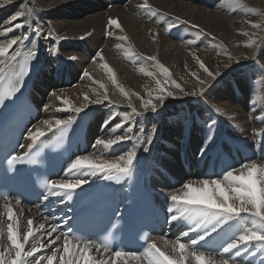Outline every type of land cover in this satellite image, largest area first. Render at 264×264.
Instances as JSON below:
<instances>
[{
    "label": "bare ground",
    "instance_id": "bare-ground-1",
    "mask_svg": "<svg viewBox=\"0 0 264 264\" xmlns=\"http://www.w3.org/2000/svg\"><path fill=\"white\" fill-rule=\"evenodd\" d=\"M145 2L151 6V12L139 7ZM0 5H3L0 7V43L24 34L30 36L37 28L43 33L38 38L35 58L25 68V76L32 79L33 98L39 106V114L27 127L22 145L29 146L33 142L26 137L29 131L35 134L36 127L44 133L49 130L42 123L45 120L51 122L52 129L56 119L68 120L81 112L89 113L92 121L86 134V148L74 155L52 180L62 181L69 179L66 172L73 160L85 155L93 161L98 156L115 160L134 143L130 140L111 149L93 148L98 138L113 139L123 135L129 127L134 136H140L143 127L142 135L146 137L155 127L151 144L148 145L146 139L142 142L133 164L138 158L146 161L145 181L167 213L165 227L152 234L150 239L166 255L179 257L181 252H173L172 243L177 242L190 225L184 218L169 223L168 209L170 203H174L170 201V195L188 181L222 178L229 168L239 169L245 163L264 164V135H261L264 125L250 122L255 115L257 119L261 118L257 115L262 113L260 104L264 110V0H121L112 3L106 0H12L9 4L0 0ZM17 11L24 15L10 24L11 16ZM110 19H116L120 27L109 25ZM173 21L175 26L169 31L168 25ZM15 23H22L24 27L5 32ZM256 23L260 27L259 34H254ZM48 33L51 38L46 39ZM230 45L241 50L239 58L236 50L229 49ZM98 52L100 56H97ZM197 59L213 73H219V78L212 81L199 67ZM13 64L15 68L17 63ZM158 65L168 69L170 78L165 77ZM0 68L4 69L5 77L13 71L8 64L0 65ZM84 72L88 73L87 77ZM200 80H204L205 85H201ZM157 81L161 82L159 87ZM172 81L186 92L199 94L202 87L206 92L202 96H184ZM168 91L173 93L172 97L166 95ZM53 92L56 96L51 95ZM85 94L90 100L96 99L97 94L101 99L107 95L108 100L102 104H89L76 113L73 109L85 103ZM160 95H164L162 102L156 100ZM245 95L249 97V104L255 102L251 111L244 107ZM145 100L155 104L157 110L152 112L149 106L145 111L142 107ZM45 105H48L47 110ZM132 108L144 115L133 114ZM117 124L123 127L113 133ZM182 162L186 166H182ZM89 167L83 165L85 171ZM102 176L104 174L82 176L85 183L74 190L70 200L54 197L59 200L54 203L51 216L44 215L36 206L11 201L0 202V213L5 212L4 205L8 203L23 226L21 235L32 220L34 236L48 244L59 232L49 237L39 229V224H45L50 230L52 223H58L57 218L70 210L72 202ZM62 206L67 207L64 213L60 212ZM8 222L6 214L0 215V228L3 229L0 250L9 246ZM244 227H252L245 217L226 222L195 247H188L189 255L184 264H205V260L195 261L191 257L193 251H203L206 259H220L215 251ZM41 232H44L42 236ZM198 234L191 233L178 242L188 245ZM34 242L30 237L25 248ZM52 248V244L48 247L38 245L39 252L45 255H50ZM74 248L75 244H70L69 251L64 253L63 238L55 242L58 257L70 259ZM252 251L256 255L244 253L236 260L243 264H264V251L259 250V245ZM102 255L113 264H141L129 257H115V251ZM96 256L97 251L90 250L80 264H87L89 257ZM53 264H59V261L54 260ZM143 264H147V260Z\"/></svg>",
    "mask_w": 264,
    "mask_h": 264
},
{
    "label": "snow or ice",
    "instance_id": "snow-or-ice-1",
    "mask_svg": "<svg viewBox=\"0 0 264 264\" xmlns=\"http://www.w3.org/2000/svg\"><path fill=\"white\" fill-rule=\"evenodd\" d=\"M5 4L12 3V0H4ZM3 7V5H0ZM142 9H147L152 11L151 6L145 2L139 5ZM154 14V13H153ZM24 15L23 12L17 11L10 18L9 23L17 21L20 17ZM109 25H115L120 27L116 19H110L108 21ZM186 23V22H182ZM175 26V22H170L168 25V30L170 31L172 27ZM258 25H254L257 27ZM24 27L22 23H15L14 27L5 29V32L15 31ZM43 35L40 28L35 29V38L32 39V47L26 51H22L25 41L28 38L27 34L22 36H17L12 39H7L5 42L0 43V65L8 64L9 67L13 68L16 62L19 64L20 71L15 74V83L12 85L16 91L22 85L24 76L26 75V65L35 58V46L37 39ZM51 38V33L45 37ZM189 43H193L189 41ZM14 46H17L14 48ZM11 50V51H10ZM101 54L98 52L97 56ZM194 55V54H193ZM19 58V59H18ZM73 59L75 57H72ZM150 59L155 60V57H150ZM199 67L207 74L212 81L215 80L219 73H213L204 63L200 62ZM160 70L164 73L166 78H170L168 74V69L158 65ZM107 68V65H105ZM3 68H0V83H3L6 77L3 75ZM110 71V69H109ZM149 76L152 73H147ZM85 77L88 76L87 72H84ZM195 75V74H193ZM201 85H205L204 80H200ZM161 82L157 81L158 87ZM175 88L183 92L184 96H202L206 90L201 88L200 93L196 92H186L179 84L172 81ZM211 84L208 85V88ZM103 88V85H100ZM163 92V88H160ZM51 95L56 96L53 92ZM168 97H172L173 93L168 91L166 93ZM59 98V97H58ZM5 99H12V95L7 97L0 94V106H3ZM107 95L100 98L97 94L96 99H89L88 95H84L85 103L81 104L80 107H75L73 110L76 113L81 112L83 109L88 107L89 104H102L107 101ZM158 102L164 100V95L156 97ZM67 104V99L64 100ZM151 106L152 112H155L156 105L151 104L150 100H145L142 107L147 111ZM48 109V105H45V110ZM132 113L138 116H143L144 113H137L135 108L131 109ZM44 125L48 126L49 131H51V122L45 120L42 122ZM73 123V118L69 117L68 120L56 119L55 125L57 130H61V126L66 131L68 127ZM214 123V121L212 122ZM122 124H117L112 132L115 133L117 129L122 128ZM211 127V124L209 125ZM132 127L125 129L123 135H117L113 139H103L98 138L93 145V148L98 146H103L104 149H111L113 146L118 144L127 143L133 140V146L125 154L120 155L118 159L106 160L100 159L99 156L95 161L91 160L89 156H81L73 160L66 172L69 176L68 180L62 181H52L46 180L42 187L45 189L44 199L49 197H61L70 200L74 190L79 188L85 180L82 178L84 175L95 176L97 174H104V178L109 181H114L120 183L125 181L126 178L129 179L132 176V166L138 148L143 146V141L146 139L148 145L151 144L153 137L155 135V127H153L152 132L144 137V128L140 129V136H134ZM45 133L36 127L35 134L29 131L27 139L35 142L39 137H43ZM264 135V133H261ZM210 138V137H209ZM207 146V141L205 142V147ZM23 147V145H21ZM29 148L32 147L30 144ZM147 151L148 147H144ZM203 151V149H202ZM27 154L24 155H12L7 158V163L9 165L18 164H34L35 160L26 159ZM83 165H90L87 171L83 169ZM238 173V174H237ZM5 201H8L10 197L5 195L2 197ZM169 206V223L180 218L187 219L189 221L190 227L181 233V237L177 238V242L172 243L173 252L179 250L181 255L179 257L166 255L165 252L160 251L155 243L148 244L147 249L144 252H131V251H115V257H129L130 260L140 261L143 264L144 260H147V264H184L186 257L189 255L187 252L188 247H195L199 241L204 240L206 237L211 235L212 232H216L220 229L226 222L233 220L236 217H245L249 220L252 227H244L238 232L233 238H231L227 243H225L218 251L221 257L220 259H215L212 257L205 258V253L201 252H191L190 255L195 261L205 260V264H243V262H238L236 260L237 256L247 253L248 255H256L252 250L259 245V250L264 251V164H257L255 162L245 163L240 166L239 169L229 168L222 175V178H207L198 181H188L185 182L181 189L170 195ZM19 199L16 200V204H20ZM5 212L0 213V215L6 214L8 217L7 225V241L9 246L3 250H0V264H53L54 260H58L59 264H80V261L84 259L85 255L89 253L90 250H96L97 256L95 258L89 257L87 264H113L111 259H105L102 255L103 253L110 252V245L107 240L97 241L89 240L72 234L70 231L64 232L60 231V225L58 223H52L50 230L46 229L45 224H39V229L44 230L49 237H52L53 233L59 232L53 239L49 240L48 244H52L53 248L50 255H45L39 252L38 245L40 247H48V244H44L40 239L34 236V222L32 220L28 221L26 230L23 231L21 235L22 225L18 223L17 219L14 217L13 208L5 203ZM174 212H178L180 215L177 216ZM44 232H41L42 236ZM199 233L196 238L190 240V244L178 242L182 237L190 236L191 233ZM3 233V229L0 228V234ZM32 237L35 241L31 243L30 247L25 248V244L29 242V238ZM71 237V239H69ZM63 238V252L67 253L69 251L70 244H75L74 253L69 259L68 257H58L57 250H55V242ZM251 249V250H250ZM13 253L15 255V260H13ZM36 254V255H34ZM79 257V259L77 258ZM227 257V258H225Z\"/></svg>",
    "mask_w": 264,
    "mask_h": 264
},
{
    "label": "rangeland",
    "instance_id": "rangeland-1",
    "mask_svg": "<svg viewBox=\"0 0 264 264\" xmlns=\"http://www.w3.org/2000/svg\"><path fill=\"white\" fill-rule=\"evenodd\" d=\"M258 23H256L255 25H257ZM258 27L259 26H257V27H255V31H254V34H259V29H260V27H259V29H258ZM234 49V50H236V52H238L236 55L238 56V58H239V56H240V54H239V52H241V50H238L236 47H235V45H230V47H229V49ZM238 50V51H237ZM217 78H219V77H217ZM114 94L115 95H118L119 93H117V91H114ZM241 96H242V94H241ZM117 98L118 99H121L120 98V94L117 96ZM248 99H249V97L247 98L246 97V95H245V102H244V107L247 109H249L250 111H251V108H252V106H254V104H255V102L253 101L252 102V104H249V102H248ZM122 104H124V105H126V103H123V102H121ZM170 104H173V102L172 103H169L168 105H170ZM260 106H261V111H262V113H260V114H257V115H261V118H259V119H257L255 116L250 120V122L251 123H253L254 125H257V126H259V124L261 123V124H263L264 125V110H263V107H262V105L260 104ZM181 165L182 166H186L183 162L181 163ZM171 180V182L173 181L172 179H170Z\"/></svg>",
    "mask_w": 264,
    "mask_h": 264
}]
</instances>
